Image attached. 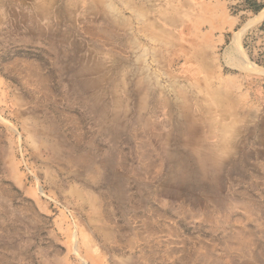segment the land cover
I'll list each match as a JSON object with an SVG mask.
<instances>
[{
    "label": "rangeland",
    "instance_id": "1",
    "mask_svg": "<svg viewBox=\"0 0 264 264\" xmlns=\"http://www.w3.org/2000/svg\"><path fill=\"white\" fill-rule=\"evenodd\" d=\"M263 3L0 0V264H264ZM249 229L251 260L223 248Z\"/></svg>",
    "mask_w": 264,
    "mask_h": 264
},
{
    "label": "bare ground",
    "instance_id": "2",
    "mask_svg": "<svg viewBox=\"0 0 264 264\" xmlns=\"http://www.w3.org/2000/svg\"><path fill=\"white\" fill-rule=\"evenodd\" d=\"M94 1V0H93ZM48 6L44 4H39L35 6L32 9L34 18H44L48 14ZM264 17V11L260 15V19ZM184 53V52H183ZM177 54V53H176ZM97 56L96 54H94ZM92 60L96 61V57ZM258 71V69H254ZM118 90H115V93L113 95V105H114V114L115 116L118 115L120 112V109L122 107V95ZM187 108H184V116L186 120L185 125H189L191 123V126L188 128L189 134L187 137L183 138L182 141L184 145L193 148L195 146V153H197L198 156H200V153L202 155L209 158L210 162L212 163L213 169L215 168V172L221 173L223 172V168L227 165V162L231 159L232 155V148L229 144V136H226L225 133L217 132L213 139H211V144H208L207 142H210L209 140H205V135H201L199 137L198 135V129L195 121H198L199 116L197 117V113L190 112L187 114ZM189 112V110H188ZM227 125V124H226ZM224 126V125H222ZM227 128V127H225ZM226 132V131H224ZM227 133V132H226ZM62 150V148H61ZM92 158L85 159V157H74L72 155L71 161L72 164L78 165L79 167L86 165L87 163H90ZM102 166L105 164V162H100ZM213 172V170H212ZM214 172V173H215ZM210 174V171L206 173V177ZM97 177H100L102 174L97 173ZM255 202L254 200L250 199V203ZM258 241L257 235L252 230L247 231H230L229 234L226 235L225 241L223 243V248L228 251H230L231 254H243V258H247L248 260H251L253 257H251V254L247 252L250 250V248ZM207 253L201 258L200 264H232L229 260H221L219 257H217L214 254V245L213 243H209L205 245Z\"/></svg>",
    "mask_w": 264,
    "mask_h": 264
},
{
    "label": "crops",
    "instance_id": "3",
    "mask_svg": "<svg viewBox=\"0 0 264 264\" xmlns=\"http://www.w3.org/2000/svg\"><path fill=\"white\" fill-rule=\"evenodd\" d=\"M264 11V8L259 12V13H252V14H254V16H255V14H256V16L254 17V19H255V26L256 27H259V26H261L262 24H264V17L262 18V19H260V15H261V13ZM257 16H259V19L260 20H258V18H257Z\"/></svg>",
    "mask_w": 264,
    "mask_h": 264
},
{
    "label": "trees",
    "instance_id": "4",
    "mask_svg": "<svg viewBox=\"0 0 264 264\" xmlns=\"http://www.w3.org/2000/svg\"><path fill=\"white\" fill-rule=\"evenodd\" d=\"M264 8V3L263 4H260V5H253L250 10L254 13H259L262 9Z\"/></svg>",
    "mask_w": 264,
    "mask_h": 264
}]
</instances>
